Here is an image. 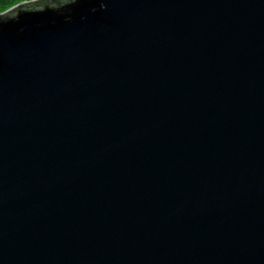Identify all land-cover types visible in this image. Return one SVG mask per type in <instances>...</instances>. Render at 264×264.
<instances>
[{
  "label": "water",
  "instance_id": "obj_1",
  "mask_svg": "<svg viewBox=\"0 0 264 264\" xmlns=\"http://www.w3.org/2000/svg\"><path fill=\"white\" fill-rule=\"evenodd\" d=\"M0 14V264H264V0H48Z\"/></svg>",
  "mask_w": 264,
  "mask_h": 264
},
{
  "label": "trees",
  "instance_id": "obj_2",
  "mask_svg": "<svg viewBox=\"0 0 264 264\" xmlns=\"http://www.w3.org/2000/svg\"><path fill=\"white\" fill-rule=\"evenodd\" d=\"M30 3V1L35 2L34 0H0V13H13L16 6H19L20 4L24 3V2H28ZM49 3H53V4H61L62 1L65 0H48Z\"/></svg>",
  "mask_w": 264,
  "mask_h": 264
}]
</instances>
